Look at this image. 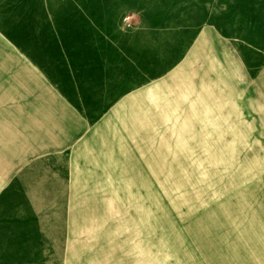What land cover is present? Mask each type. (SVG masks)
I'll use <instances>...</instances> for the list:
<instances>
[{
    "label": "rangeland",
    "instance_id": "1",
    "mask_svg": "<svg viewBox=\"0 0 264 264\" xmlns=\"http://www.w3.org/2000/svg\"><path fill=\"white\" fill-rule=\"evenodd\" d=\"M0 264H264V0H0Z\"/></svg>",
    "mask_w": 264,
    "mask_h": 264
}]
</instances>
